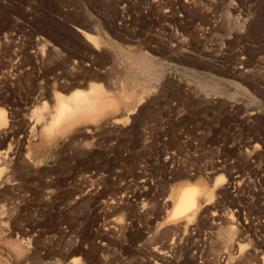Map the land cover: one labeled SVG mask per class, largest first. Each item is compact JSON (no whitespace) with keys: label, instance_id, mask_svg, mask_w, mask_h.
<instances>
[{"label":"rangeland","instance_id":"obj_1","mask_svg":"<svg viewBox=\"0 0 264 264\" xmlns=\"http://www.w3.org/2000/svg\"><path fill=\"white\" fill-rule=\"evenodd\" d=\"M132 81L150 93L128 124L39 137L56 93ZM0 108V264H264V0H0ZM220 178L165 223L177 186Z\"/></svg>","mask_w":264,"mask_h":264},{"label":"bare ground","instance_id":"obj_2","mask_svg":"<svg viewBox=\"0 0 264 264\" xmlns=\"http://www.w3.org/2000/svg\"><path fill=\"white\" fill-rule=\"evenodd\" d=\"M81 32L87 43H90V45L94 46V48L96 49L98 48V46H100L94 34L92 35L84 31H81ZM140 70H139V74L141 73H144V75L146 74L145 71H143L142 69ZM107 89L100 82L99 83L94 82L92 84L90 83V85L88 86L86 90L78 89V90L73 91L69 95L56 93L54 97L55 99L54 102H56V104L53 107L54 109L53 113L50 112L51 115H50L49 121L48 122L46 121L47 123L45 122L44 127H41L42 130L39 131L41 133L39 137H43L42 140L44 139L48 143V141L50 142L52 140L57 139L58 137L65 136L66 134L68 135V133H70L73 130L76 131V129L80 126L81 127L88 126L91 124L98 125L99 122H101L103 119L108 118V117L113 118L112 123L114 124H121V123L125 124V122L128 121L129 118L135 114V110L143 103V100L150 93L149 88L142 86L141 83L139 85V81L138 83L132 81L131 86L129 88L124 87V89H128V90H124L122 88L121 91H119L118 93L116 92L115 94H114L115 91L111 92ZM41 110L43 109H40L38 113L41 112L40 113L41 118L43 116L45 118V115L43 114H45L44 112L46 111L42 112ZM122 111L126 112L125 114L126 116L123 115L124 112L122 113ZM6 112L7 111L0 108V134L8 126L9 122H11L9 121V118ZM120 113H122L123 118L125 116L124 120L122 119V116L119 115ZM117 115H119L118 117H120L121 119L120 118L118 119L116 117ZM38 117L40 118V116ZM39 118L38 120L41 121L42 119L40 120ZM106 120L107 119H105L104 121L106 122ZM41 122L43 123V120ZM103 123L104 122L102 121V123L99 125H103ZM32 128L30 129L32 130ZM35 129L37 128L35 127ZM4 131L2 133L3 136L5 134ZM37 133L38 132H36L35 135H37ZM10 154H12V146H10L8 150L4 152L2 155L0 154V186L2 188L11 184L14 181L13 176L16 177L15 175L18 174L16 168L13 166V161L10 157L11 156ZM21 163L23 164L24 169L31 168V165L33 163V161L31 160V156L28 155L25 157V159L23 158V160H21ZM224 180H225L224 178L217 179V181L213 185H209L208 183L202 180L197 181L195 183L193 182L192 183H187V182L181 183L172 192L171 209H169L168 211V216H167V220L165 223L166 224L173 223L176 225L180 222L181 223L184 222L186 223V226L190 225L194 220L198 218L203 208L214 201L215 197L217 196L218 188L220 187V184L224 182ZM1 226H2V222L0 220V227ZM226 231L227 232H225V234L227 233L226 235L227 239L225 240V244L227 245L228 243L229 245L233 243L235 239L234 237L235 228L230 227ZM3 232L4 231L0 228V234H3ZM12 243L14 242L12 241ZM14 244L16 245V243ZM12 246L14 245L12 244ZM27 247H24L23 245L19 246L18 244V246H15L14 248L17 251H21L22 249H25Z\"/></svg>","mask_w":264,"mask_h":264}]
</instances>
